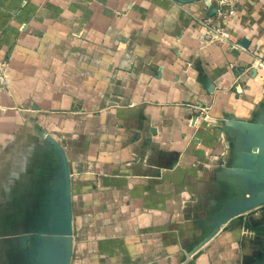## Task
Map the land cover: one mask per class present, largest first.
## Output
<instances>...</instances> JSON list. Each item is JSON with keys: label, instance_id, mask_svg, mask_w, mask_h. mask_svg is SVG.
I'll list each match as a JSON object with an SVG mask.
<instances>
[{"label": "crops", "instance_id": "0c3cea01", "mask_svg": "<svg viewBox=\"0 0 264 264\" xmlns=\"http://www.w3.org/2000/svg\"><path fill=\"white\" fill-rule=\"evenodd\" d=\"M183 2L0 0V264H264V0Z\"/></svg>", "mask_w": 264, "mask_h": 264}, {"label": "rangeland", "instance_id": "374dc122", "mask_svg": "<svg viewBox=\"0 0 264 264\" xmlns=\"http://www.w3.org/2000/svg\"><path fill=\"white\" fill-rule=\"evenodd\" d=\"M183 1H184L183 3H190L191 2V0H183ZM178 2H180V1H178ZM199 26H200L201 30H203V31L206 30L205 34L208 35L210 39H212V38H217V39H220V40L227 39V36L226 37L223 36V32H224L223 29H218V28L212 29V27H209V26H206V25H204V26L199 25Z\"/></svg>", "mask_w": 264, "mask_h": 264}, {"label": "built area", "instance_id": "2783aa9c", "mask_svg": "<svg viewBox=\"0 0 264 264\" xmlns=\"http://www.w3.org/2000/svg\"><path fill=\"white\" fill-rule=\"evenodd\" d=\"M232 13H233V10L229 11V14H232ZM223 36L226 37L227 34H225V32H223ZM258 65H259V67H261L264 70V64H263V62L260 61V63Z\"/></svg>", "mask_w": 264, "mask_h": 264}]
</instances>
